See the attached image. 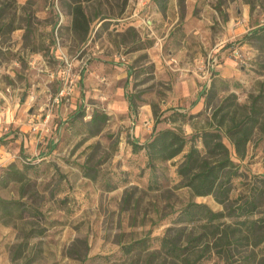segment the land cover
I'll return each instance as SVG.
<instances>
[{"label":"rangeland","instance_id":"1","mask_svg":"<svg viewBox=\"0 0 264 264\" xmlns=\"http://www.w3.org/2000/svg\"><path fill=\"white\" fill-rule=\"evenodd\" d=\"M65 1L0 0V180L11 163L25 175L0 181V199L21 206L7 214L0 203V264H184L162 238L182 248L202 230L177 219L188 202L225 213L241 202L264 177V129L241 159L223 135L240 172L227 205L176 186L187 147L153 170L131 141L168 126L167 118L154 125L153 105L159 119L177 113L188 137L227 93L247 105L264 93V42L251 34L264 26V0H166L164 10L157 0H92L86 41ZM262 112L263 121L264 102ZM94 113L106 117L95 124ZM141 238L147 248L123 251ZM202 248L193 264H258L264 252V244L225 251L210 242L185 254Z\"/></svg>","mask_w":264,"mask_h":264},{"label":"trees","instance_id":"2","mask_svg":"<svg viewBox=\"0 0 264 264\" xmlns=\"http://www.w3.org/2000/svg\"><path fill=\"white\" fill-rule=\"evenodd\" d=\"M92 0H66L67 13L70 16V25L73 33L82 41H86L90 32V19L86 14L85 4ZM161 9L166 8V0H157ZM7 26V23L0 24V29ZM253 36H257L264 42V26L257 27L252 31ZM220 82L223 80L219 79ZM217 95L215 83L211 84L206 95L207 104ZM130 106L132 97L129 98ZM264 93L259 91L256 95H251V101L247 104L237 102L234 92H229L218 102L211 112L210 121L201 128H195L193 133L187 137L182 125L178 124L175 114L165 115L159 119L156 107L153 105L154 125L167 118L168 126L154 129L153 134L145 141H131V150L139 152L143 150L147 166L155 169L158 163L171 160L181 154L185 148L182 159L176 165L177 187H187L193 196L212 195L214 199L227 205L232 191V179L240 176L239 165L231 157L228 146L223 141L226 135L233 146L236 155L241 159L245 155L246 145L250 141L257 128L264 129V117L262 119V103ZM105 115L94 113L91 122L99 124L105 119ZM197 141L201 147L197 146ZM7 176L0 181L6 183L8 179L15 178L19 181L24 180L25 175L21 169L13 163L6 171ZM241 202L231 207V210L214 211L204 203L188 202L181 210L178 220L192 226L199 225L202 229L187 237V244L180 248L174 238L161 240V247L166 253L178 259L184 264H193L206 254L202 248L193 259L185 254L187 251L193 252L197 245L203 244L206 248L210 242L213 246H222L224 249L227 244L245 245L258 247L264 244V217L254 218L258 208L264 202V177H257L248 189L247 193L239 198ZM14 202H18L17 204ZM1 207L7 214H12L18 207L21 209L19 201L0 199ZM11 204H14L11 207ZM232 217L231 225L224 221L225 217ZM147 248L146 238L134 240L122 246L125 253L133 250ZM227 251L228 249H224ZM260 257L256 260L258 264H264V252L261 251ZM185 254V255H184ZM256 255H248L255 260ZM253 264V263H252Z\"/></svg>","mask_w":264,"mask_h":264},{"label":"built area","instance_id":"3","mask_svg":"<svg viewBox=\"0 0 264 264\" xmlns=\"http://www.w3.org/2000/svg\"><path fill=\"white\" fill-rule=\"evenodd\" d=\"M64 88H62V90L58 93V95L62 96L64 94Z\"/></svg>","mask_w":264,"mask_h":264},{"label":"crops","instance_id":"4","mask_svg":"<svg viewBox=\"0 0 264 264\" xmlns=\"http://www.w3.org/2000/svg\"><path fill=\"white\" fill-rule=\"evenodd\" d=\"M139 142V141H138ZM141 143V142H140Z\"/></svg>","mask_w":264,"mask_h":264}]
</instances>
